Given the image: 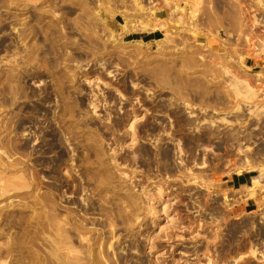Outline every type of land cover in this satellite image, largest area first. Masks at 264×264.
<instances>
[{
  "label": "rangeland",
  "instance_id": "rangeland-1",
  "mask_svg": "<svg viewBox=\"0 0 264 264\" xmlns=\"http://www.w3.org/2000/svg\"><path fill=\"white\" fill-rule=\"evenodd\" d=\"M167 2L0 0V264H264V0Z\"/></svg>",
  "mask_w": 264,
  "mask_h": 264
},
{
  "label": "crops",
  "instance_id": "crops-1",
  "mask_svg": "<svg viewBox=\"0 0 264 264\" xmlns=\"http://www.w3.org/2000/svg\"><path fill=\"white\" fill-rule=\"evenodd\" d=\"M145 9L144 13L135 15L121 16L115 21L118 26V33L123 39L132 40L141 43H154L165 35L168 22L172 18L171 9L167 0H141ZM148 24L151 29L143 32L136 26ZM229 183H237L240 187H248L250 178L245 175L238 176L227 181ZM248 206V204H247Z\"/></svg>",
  "mask_w": 264,
  "mask_h": 264
},
{
  "label": "bare ground",
  "instance_id": "bare-ground-1",
  "mask_svg": "<svg viewBox=\"0 0 264 264\" xmlns=\"http://www.w3.org/2000/svg\"><path fill=\"white\" fill-rule=\"evenodd\" d=\"M249 190H250V191H252V190H253V188H250Z\"/></svg>",
  "mask_w": 264,
  "mask_h": 264
},
{
  "label": "trees",
  "instance_id": "trees-1",
  "mask_svg": "<svg viewBox=\"0 0 264 264\" xmlns=\"http://www.w3.org/2000/svg\"><path fill=\"white\" fill-rule=\"evenodd\" d=\"M236 179L238 178V177H235Z\"/></svg>",
  "mask_w": 264,
  "mask_h": 264
}]
</instances>
